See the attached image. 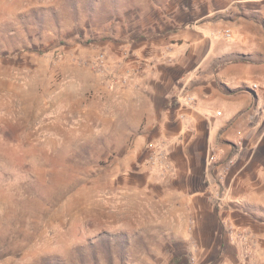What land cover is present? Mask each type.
<instances>
[{
    "label": "rangeland",
    "instance_id": "obj_1",
    "mask_svg": "<svg viewBox=\"0 0 264 264\" xmlns=\"http://www.w3.org/2000/svg\"><path fill=\"white\" fill-rule=\"evenodd\" d=\"M258 5L0 0V264H264V93L195 94Z\"/></svg>",
    "mask_w": 264,
    "mask_h": 264
},
{
    "label": "crops",
    "instance_id": "obj_2",
    "mask_svg": "<svg viewBox=\"0 0 264 264\" xmlns=\"http://www.w3.org/2000/svg\"><path fill=\"white\" fill-rule=\"evenodd\" d=\"M257 8L256 11H260L258 13L262 12L259 19L240 17V20L232 25L234 32L231 42L216 37L211 38V46L195 67L196 70L201 71L199 75L195 74L196 81H202V85L195 88L198 98L197 112L201 118L212 120L218 128L225 127L232 118L241 117L242 114L250 115L252 109L255 110L263 105L264 6ZM204 30L207 32L206 29ZM251 80H255L254 82L259 80L263 89L261 87L257 90L253 89L248 85ZM224 87L241 88V90L226 93L220 89ZM212 96L216 98L213 99ZM231 99L235 105L231 107L225 120L216 123L211 105ZM220 113V110H217V115L220 116L225 114V111Z\"/></svg>",
    "mask_w": 264,
    "mask_h": 264
},
{
    "label": "built area",
    "instance_id": "obj_3",
    "mask_svg": "<svg viewBox=\"0 0 264 264\" xmlns=\"http://www.w3.org/2000/svg\"><path fill=\"white\" fill-rule=\"evenodd\" d=\"M227 36H231L230 30H227ZM260 86L256 83L252 86L253 89L257 90ZM179 102L187 107H194L196 98L191 94H179L178 95Z\"/></svg>",
    "mask_w": 264,
    "mask_h": 264
}]
</instances>
